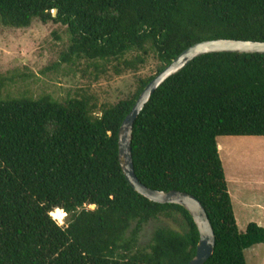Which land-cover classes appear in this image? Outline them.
<instances>
[{"label": "trees", "instance_id": "obj_1", "mask_svg": "<svg viewBox=\"0 0 264 264\" xmlns=\"http://www.w3.org/2000/svg\"><path fill=\"white\" fill-rule=\"evenodd\" d=\"M34 20L66 27L63 62L85 60L115 76L138 73L150 57L157 75L203 41L264 42V0H0L2 26L25 29ZM154 76L106 106L87 95L63 103L2 97L0 83V264L194 258L199 234L188 212L139 195L119 164V128ZM219 137H264V54L196 58L153 94L131 142L143 185L186 192L205 209L216 238L205 264H246L245 250L264 245V228L250 223L239 232ZM160 218L179 219V229L158 226L139 246L145 226Z\"/></svg>", "mask_w": 264, "mask_h": 264}, {"label": "rangeland", "instance_id": "obj_2", "mask_svg": "<svg viewBox=\"0 0 264 264\" xmlns=\"http://www.w3.org/2000/svg\"><path fill=\"white\" fill-rule=\"evenodd\" d=\"M68 45L66 27L59 24L43 25L34 20L29 28L16 29L0 23L2 97L27 95L38 99L48 95L63 103L87 95L94 96L98 106L114 105L134 93L138 78L154 76L157 71L158 61L150 57L136 74L115 76L111 71L100 74L93 63L85 60L63 62L61 56ZM217 144L235 210L240 199L259 206V209L249 206L242 212L237 210L239 232L243 233L250 223L264 228V137H219ZM240 187L247 190L244 199L237 200ZM57 222L62 226L64 218ZM158 226L177 230L180 223L179 219L175 222L165 218L150 222L140 236L139 246L150 241ZM244 256L246 264H264V245L252 246L245 250Z\"/></svg>", "mask_w": 264, "mask_h": 264}, {"label": "water", "instance_id": "obj_3", "mask_svg": "<svg viewBox=\"0 0 264 264\" xmlns=\"http://www.w3.org/2000/svg\"><path fill=\"white\" fill-rule=\"evenodd\" d=\"M216 53L264 54V42L218 39L196 43L177 55L145 86L118 131V159L129 185L142 197L158 204H174L184 208L191 216L199 234L195 256L188 264H205L213 255L216 238L208 215L201 203L192 195L180 191H159L147 188L134 172L131 142L134 124L153 94L169 78L178 74L196 58ZM94 208V207H92ZM62 211V210H61Z\"/></svg>", "mask_w": 264, "mask_h": 264}, {"label": "crops", "instance_id": "obj_4", "mask_svg": "<svg viewBox=\"0 0 264 264\" xmlns=\"http://www.w3.org/2000/svg\"><path fill=\"white\" fill-rule=\"evenodd\" d=\"M227 184H228V182H227ZM245 187H240V191L238 193V197H236L234 195L237 200L239 198L244 199V194L246 193V190H247V188L245 189ZM228 188H229V185H228ZM229 194H230V192H229ZM232 205H233V202H232ZM249 206L257 207L259 209V206H257V204L256 205H249V204L244 203V201H242L241 199H240V203L237 202V206H236L237 208L236 209L238 210V212H242V211L246 210L247 208H249ZM237 210H235L234 205H233V211H234L235 219H236V212H237ZM236 222H237V219H236ZM258 226H263V225L259 224Z\"/></svg>", "mask_w": 264, "mask_h": 264}]
</instances>
